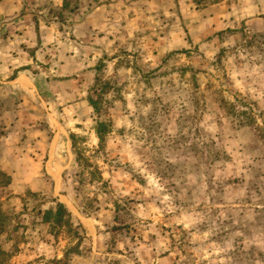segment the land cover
<instances>
[{"label": "rangeland", "instance_id": "1", "mask_svg": "<svg viewBox=\"0 0 264 264\" xmlns=\"http://www.w3.org/2000/svg\"><path fill=\"white\" fill-rule=\"evenodd\" d=\"M3 65L0 264H264V0H0Z\"/></svg>", "mask_w": 264, "mask_h": 264}, {"label": "trees", "instance_id": "2", "mask_svg": "<svg viewBox=\"0 0 264 264\" xmlns=\"http://www.w3.org/2000/svg\"><path fill=\"white\" fill-rule=\"evenodd\" d=\"M89 104L95 109V104L90 99H89ZM235 114L238 117L246 116L245 111L243 110L238 111L237 107L235 108ZM94 132L98 140L97 149H100L105 141V136L108 134L107 126L105 125V123L99 122L97 123ZM71 141L73 143V149H74L75 146H74L73 137H71ZM41 220L43 223L51 224L53 226L65 224L67 225V227L72 228L71 215L61 203H57L55 209H48L44 213H42Z\"/></svg>", "mask_w": 264, "mask_h": 264}, {"label": "crops", "instance_id": "3", "mask_svg": "<svg viewBox=\"0 0 264 264\" xmlns=\"http://www.w3.org/2000/svg\"><path fill=\"white\" fill-rule=\"evenodd\" d=\"M54 25H55V23H53L52 24V26H50V27H44V28H39V30H38V32H39V36H40V38L42 39L43 38V36H49L50 34L52 35V34H54L55 33V29H54ZM17 30L15 29V31H14V33L16 32ZM31 32V30H30V28H27V33L29 34ZM30 35V34H29ZM17 36H19V33L17 34ZM20 37V36H19ZM22 55H20L17 59H21V57H23L25 54H23V53H21ZM24 58V57H23ZM16 59V58H15ZM27 60V58L25 57V61ZM14 62V61H13ZM5 65H3V66H1L0 68H2V67H4ZM19 74V77H20V79H19V81H18V79L15 81V82H21V86L23 87V88H28L29 87V80H28V78H27V76H26V74H25V72H23L22 70L20 71V72H18ZM27 82V83H26Z\"/></svg>", "mask_w": 264, "mask_h": 264}]
</instances>
